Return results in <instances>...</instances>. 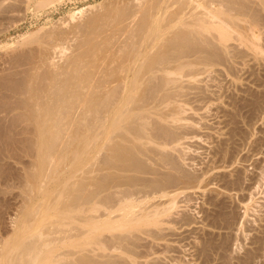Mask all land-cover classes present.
Segmentation results:
<instances>
[{"label": "bare ground", "instance_id": "obj_1", "mask_svg": "<svg viewBox=\"0 0 264 264\" xmlns=\"http://www.w3.org/2000/svg\"><path fill=\"white\" fill-rule=\"evenodd\" d=\"M7 1L0 0V17L15 9ZM101 4L85 20L70 15L63 27L31 31L23 41L32 46L5 59L0 157L22 142L31 160L17 183L9 178L18 189L14 205L0 203V264H104L99 249L116 250L140 223L158 221L162 209L146 205L155 196L169 197L164 213L176 207L171 187L195 177L164 153L178 143L185 118L174 91L216 66L227 41L246 43L264 25L254 8L264 9V0ZM112 239L116 248L106 246Z\"/></svg>", "mask_w": 264, "mask_h": 264}, {"label": "rangeland", "instance_id": "obj_2", "mask_svg": "<svg viewBox=\"0 0 264 264\" xmlns=\"http://www.w3.org/2000/svg\"><path fill=\"white\" fill-rule=\"evenodd\" d=\"M10 1L16 4L15 9L0 17V72L5 70L9 55L15 54L16 49L22 51L32 46L25 44L26 34L40 28L42 31L35 34L63 27L71 21L70 15L85 20L89 17L86 14L93 15L92 9L97 14L96 10L103 6L101 3H106V0H53L46 7L38 8L35 5L38 0L7 2ZM254 8L258 14L263 13L257 15L261 22L264 9L257 4ZM79 10L84 12L78 14ZM263 28L264 25L256 27L252 41L243 43L246 40L240 39L243 41L239 40L240 43L237 38L238 42L235 38L227 41L229 47L221 49L224 52L220 50L223 55H219L216 66H209L204 74L197 75L198 80L194 77L195 82L184 80L186 83L174 88H180L174 93L186 119L181 125L178 123L180 127L183 125L178 130V143L174 141L170 144L172 149L168 146L170 150L165 149L164 153L171 156L178 172L195 178L189 184L174 183L173 192L169 189L171 194L178 193L174 195L176 207L167 212L163 208L169 207L168 196L157 195L146 204L148 210L162 209L156 217L158 221L153 218L140 223V229L133 231L122 245L113 239L107 240V247L118 248L99 249V254H104L107 260L104 264H264ZM58 49L55 53L59 55ZM55 53L56 58H61ZM1 115L7 119L4 113ZM9 149V157L1 156L0 164L11 175L7 180L12 178L17 183V176L31 160V150L22 142L10 144ZM164 166L167 170L166 166L169 169L170 165ZM0 179V203L4 199L7 205H14V196L18 193L16 183L15 189L10 179L9 182ZM102 234L110 235L106 231ZM114 242L116 247L112 246Z\"/></svg>", "mask_w": 264, "mask_h": 264}]
</instances>
